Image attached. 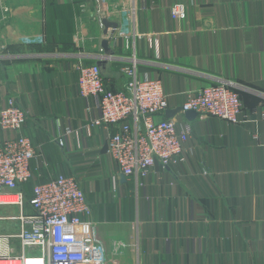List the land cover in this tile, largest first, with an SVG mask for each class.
I'll return each mask as SVG.
<instances>
[{"label": "crops", "instance_id": "obj_1", "mask_svg": "<svg viewBox=\"0 0 264 264\" xmlns=\"http://www.w3.org/2000/svg\"><path fill=\"white\" fill-rule=\"evenodd\" d=\"M111 1L102 0L103 9ZM132 1L131 24L124 16L109 43L113 54L99 66L106 86L123 88L121 68L132 58L139 78L161 81L171 110L189 92L230 82L242 104L239 123L175 112L172 119L192 128L186 162L120 177L105 153L115 128L87 130L98 111L76 90V64H97L111 31L104 33L98 1L0 0V105L14 97L26 113L22 133L48 163L39 169L32 161V171L41 180L76 178L100 235L126 245L117 264H264V0ZM82 4L99 21L83 18L79 42ZM176 4L185 6L183 20L171 16ZM65 127L73 132L60 147L52 138ZM8 134L0 130V140ZM8 243L20 253L16 240Z\"/></svg>", "mask_w": 264, "mask_h": 264}, {"label": "built area", "instance_id": "obj_2", "mask_svg": "<svg viewBox=\"0 0 264 264\" xmlns=\"http://www.w3.org/2000/svg\"><path fill=\"white\" fill-rule=\"evenodd\" d=\"M104 13L117 26L124 16L131 24L135 6L132 0H112ZM170 13L173 19L183 20L185 6L173 5ZM83 18L99 21L84 4L80 6L75 24V39L79 42L86 38ZM131 35L132 31L123 36L127 40ZM75 69L77 94L93 98L98 111L85 128H115L106 137L105 153L120 174L143 178L155 164L176 167L186 162V143L192 128L189 121L164 117L168 102L158 78H139L134 58L121 68L125 78L121 90L106 86L96 63L80 61ZM181 108L195 111L199 118L237 124L242 104L234 84L223 81L189 92ZM25 120L26 113L14 97L0 105V130L9 133L0 140V206L19 210L15 217L18 231L0 235V264H117L116 257L126 245L120 240H111L108 245L100 235V223L93 220L76 178L59 173L41 180V172L32 171V161L38 163L39 169L47 168L48 163L41 146L22 133ZM72 132L65 127L52 141L63 147ZM28 181L32 182V191L27 200L20 186ZM26 205L30 210L27 213ZM12 240L18 242L19 254L8 243Z\"/></svg>", "mask_w": 264, "mask_h": 264}, {"label": "water", "instance_id": "obj_3", "mask_svg": "<svg viewBox=\"0 0 264 264\" xmlns=\"http://www.w3.org/2000/svg\"><path fill=\"white\" fill-rule=\"evenodd\" d=\"M98 4H99V11H100V17H101V21L102 24L105 27V34L108 31V28L111 29V31L109 32V34H106L107 36L105 38H103L100 42L101 48H102V52L104 53V56H102V59H100L97 62L98 66H103V64L106 62L107 58H109V56H111L113 54V51L111 50V48L109 47V43L111 41V39L113 38V34L115 29L117 28V24L115 22H111L108 21L105 17V13H104V9H103V4H102V0H97ZM175 112H179L184 114V116L187 119H193L197 116L196 112L193 110H187V111H182V108H179L178 110H171V109H167L164 114L167 118H171L173 116V114H175ZM123 175L120 174V177H122Z\"/></svg>", "mask_w": 264, "mask_h": 264}, {"label": "rangeland", "instance_id": "obj_4", "mask_svg": "<svg viewBox=\"0 0 264 264\" xmlns=\"http://www.w3.org/2000/svg\"><path fill=\"white\" fill-rule=\"evenodd\" d=\"M27 205L24 207L26 213L29 211ZM19 214L16 207L0 206V235L16 233L18 221L15 219Z\"/></svg>", "mask_w": 264, "mask_h": 264}, {"label": "trees", "instance_id": "obj_5", "mask_svg": "<svg viewBox=\"0 0 264 264\" xmlns=\"http://www.w3.org/2000/svg\"><path fill=\"white\" fill-rule=\"evenodd\" d=\"M65 40L66 39L63 37L57 39V41H60V42H63V41L65 42ZM20 187H21L22 191L24 192L26 199L28 200L31 197L32 182L31 181L25 182V183L21 184Z\"/></svg>", "mask_w": 264, "mask_h": 264}]
</instances>
